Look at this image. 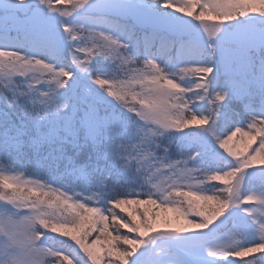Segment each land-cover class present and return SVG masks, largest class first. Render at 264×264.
<instances>
[{"label":"snow or ice","instance_id":"snow-or-ice-1","mask_svg":"<svg viewBox=\"0 0 264 264\" xmlns=\"http://www.w3.org/2000/svg\"><path fill=\"white\" fill-rule=\"evenodd\" d=\"M0 264H264V0H0Z\"/></svg>","mask_w":264,"mask_h":264}]
</instances>
